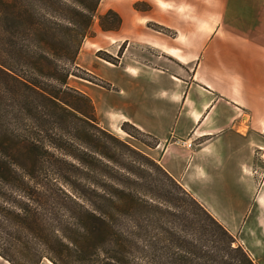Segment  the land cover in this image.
<instances>
[{"label": "trees", "instance_id": "1", "mask_svg": "<svg viewBox=\"0 0 264 264\" xmlns=\"http://www.w3.org/2000/svg\"><path fill=\"white\" fill-rule=\"evenodd\" d=\"M101 1L0 0V255L11 264H257L70 85ZM99 19L103 30L121 28L113 9Z\"/></svg>", "mask_w": 264, "mask_h": 264}, {"label": "crops", "instance_id": "2", "mask_svg": "<svg viewBox=\"0 0 264 264\" xmlns=\"http://www.w3.org/2000/svg\"><path fill=\"white\" fill-rule=\"evenodd\" d=\"M137 1H101L98 12L115 9L122 25L101 29L92 44L98 51L107 50L104 39L120 41L125 52L116 63L80 52L77 65L107 85L78 78L73 87L91 97L104 128L154 158L264 264V34L248 27L260 12L252 15L250 0H145V11ZM132 44L169 62L128 56ZM125 122L154 143L130 135ZM0 264L11 263L0 255Z\"/></svg>", "mask_w": 264, "mask_h": 264}, {"label": "rangeland", "instance_id": "3", "mask_svg": "<svg viewBox=\"0 0 264 264\" xmlns=\"http://www.w3.org/2000/svg\"><path fill=\"white\" fill-rule=\"evenodd\" d=\"M240 1L242 2L243 0H236V3L238 4ZM244 1L248 2V0H244ZM250 1L252 3V13H253L252 15L253 16H257V13L260 12L259 15H261V16H260V18L258 20L259 24L258 23H255V24H252L251 26H248V27H251V31L252 32H256V33L261 32V33L264 34V0H250ZM134 7H135L136 10L145 11V10H148L149 9L150 4L148 3V1H145V0H140L139 1L138 0L134 4ZM109 10H107L104 13L97 12V17H96L94 26H93L92 31H91V35L92 36H89V37H87L84 40V42L82 44V47H81L79 53L81 52L82 53V56H85L91 50V53L92 52H95L96 55L99 56L100 58L105 59V60H107L109 62L116 63L118 60L121 59V57L123 55V52H125L124 49H125V45L126 44H121L120 41H113L112 42L111 40L107 41V40L104 39V42H107V44H108L107 45V48H106L107 50L100 49L98 51H96L98 47L92 44V43H94L93 42L94 40L101 39V37H99V36L96 37V38H94L98 34V31L101 32V29H102V27L100 25V19H99V17L106 15ZM113 10H115V9H113ZM261 12H262V14H261ZM116 23H117L116 18L114 19L112 16H108L104 20V24L107 25V26H109V27L114 26ZM147 25H149V27L151 29H153V30H157V31H160V32H163V33H166V34L173 35L175 33L174 30L169 29V28H167V27H165V26H163L161 24H157V23H154V22H148ZM213 27H214V31H217V28L219 26H217V25L212 26V25H208L207 24L205 26V29L212 31L213 30ZM242 27H244V26L241 25V29H242ZM229 28H230L229 26H226L225 25V26H223V30L222 31H225V32L226 31H229L230 30ZM118 30H108V31L115 33ZM103 31H106V30H103ZM148 49H152V48H148ZM126 51H127V55L128 56L135 55V56L142 57V58H147V59H150V60H153V61H156V62H160V61L169 62L168 60H165L163 58L162 59H159L156 56L157 53L154 54V52H150L148 54L146 51L141 50L139 46H136V45H133V44L130 47H128V49ZM78 56H79V54H78ZM77 66L78 67L74 69V72L76 74H78L79 76L86 77L87 80H89L91 82L105 85V81L101 80V78H99L97 75H95L93 73L87 74L86 73L87 71L83 67H80L79 65H77ZM79 76L72 75L70 77L71 78L70 79L71 80L70 81V85L71 86H74V82L75 81H80V79H78V78H81V77H79ZM82 107L85 110H88V108L85 105H82ZM117 136L121 140L127 141L129 143L131 142L130 141L131 139L129 137H121L119 135H117ZM139 137L142 138L147 144L152 145L154 143V140L152 138H150L149 136L139 135ZM20 263L26 264V262H22V261H20Z\"/></svg>", "mask_w": 264, "mask_h": 264}, {"label": "built area", "instance_id": "4", "mask_svg": "<svg viewBox=\"0 0 264 264\" xmlns=\"http://www.w3.org/2000/svg\"><path fill=\"white\" fill-rule=\"evenodd\" d=\"M182 144L188 146V147H193L194 146V142H190L189 140H185V141H182Z\"/></svg>", "mask_w": 264, "mask_h": 264}, {"label": "bare ground", "instance_id": "5", "mask_svg": "<svg viewBox=\"0 0 264 264\" xmlns=\"http://www.w3.org/2000/svg\"><path fill=\"white\" fill-rule=\"evenodd\" d=\"M54 264V263H53Z\"/></svg>", "mask_w": 264, "mask_h": 264}]
</instances>
